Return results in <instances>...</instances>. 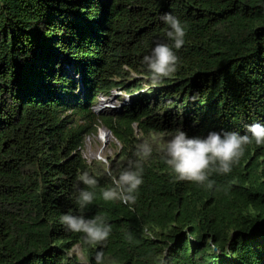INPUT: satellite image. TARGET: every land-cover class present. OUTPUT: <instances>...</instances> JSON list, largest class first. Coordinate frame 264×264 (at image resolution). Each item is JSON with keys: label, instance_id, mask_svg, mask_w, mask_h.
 <instances>
[{"label": "trees", "instance_id": "16d2710c", "mask_svg": "<svg viewBox=\"0 0 264 264\" xmlns=\"http://www.w3.org/2000/svg\"><path fill=\"white\" fill-rule=\"evenodd\" d=\"M166 12L185 22V44L176 73L153 84L142 57L167 39ZM114 88L139 94L121 112L97 113ZM257 121L264 0H0V264H95L100 248L103 264H264V145L214 173V190L175 179L161 158L178 127L244 133ZM99 126L122 144L108 158L114 170L138 142L153 145L133 205L105 201L112 181L83 156ZM84 169L99 182L85 214L112 226L102 244L60 222L76 210Z\"/></svg>", "mask_w": 264, "mask_h": 264}, {"label": "clouds", "instance_id": "9594fccd", "mask_svg": "<svg viewBox=\"0 0 264 264\" xmlns=\"http://www.w3.org/2000/svg\"><path fill=\"white\" fill-rule=\"evenodd\" d=\"M161 19L167 25L165 31L167 39L154 43L150 52L142 57V62L149 74V80L153 84L176 73L179 66V56L176 50L185 44V22L171 12L163 13ZM114 90L125 94L122 102L115 105L119 110H116V107L112 105L115 100L110 96ZM138 94L139 91L129 94L123 89L114 88L110 96L102 97V99L106 98L111 102L103 100L101 106L94 110L97 113L102 111L121 112L124 105L132 102ZM192 98L196 99L195 96ZM111 106L112 109L108 111V107ZM102 127L116 138L111 130ZM168 135L166 143L161 146L163 153L161 158L169 166L175 179L194 181L207 189L214 190L217 186V181L212 178L214 173L218 175L230 173L244 154L246 145L252 142L264 145V123L259 121L250 123L246 125L244 133L221 129L219 131L209 130L203 135H189L183 128L178 127ZM116 140L120 143L121 149V142L117 138ZM152 152V144L147 141L138 142L135 146L134 156L130 157L126 164L118 170L113 169L108 156H97L96 160L103 163L104 170L112 181V186L101 190V197L105 201H119L121 204L133 205L137 200L139 188L144 182L142 160L150 157ZM77 180L78 182L73 185L76 210L64 212L60 216V222L66 230L83 233L84 240L88 244H102L111 234V224L101 216L85 214V210L93 203L96 196V193L89 189H94L99 182L96 176L90 174L87 169L78 174ZM81 184L87 187H81ZM129 237H131V233H129ZM94 259L95 264H103L105 258L102 248L96 251Z\"/></svg>", "mask_w": 264, "mask_h": 264}, {"label": "rangeland", "instance_id": "374dc122", "mask_svg": "<svg viewBox=\"0 0 264 264\" xmlns=\"http://www.w3.org/2000/svg\"><path fill=\"white\" fill-rule=\"evenodd\" d=\"M67 69H68V75L75 78L76 76L75 71L69 68ZM110 97L111 99L115 100L114 102H112L113 103L112 105H117L118 103L122 102L123 98H125V94L119 92V90H114ZM102 102L103 99L101 97L97 105H95L93 108L96 109L97 107H100ZM111 109L112 106L108 107V111ZM101 133H103V136H101ZM135 134L137 136L141 134L138 128H136ZM119 150H120V143L106 129L104 130V128L101 126L98 128L97 132L86 136L82 153L86 157V159L89 162H91L93 160H96L97 156L114 157L116 153L119 152ZM74 252L77 253L82 260H84V256L81 252V248L79 245H76L74 247Z\"/></svg>", "mask_w": 264, "mask_h": 264}, {"label": "built area", "instance_id": "2783aa9c", "mask_svg": "<svg viewBox=\"0 0 264 264\" xmlns=\"http://www.w3.org/2000/svg\"><path fill=\"white\" fill-rule=\"evenodd\" d=\"M103 100H109V99H106V98H103ZM111 102V100H109ZM107 104V103H106ZM113 107H116L115 105H113ZM116 110H119L117 107L115 108Z\"/></svg>", "mask_w": 264, "mask_h": 264}, {"label": "bare ground", "instance_id": "6f19581e", "mask_svg": "<svg viewBox=\"0 0 264 264\" xmlns=\"http://www.w3.org/2000/svg\"><path fill=\"white\" fill-rule=\"evenodd\" d=\"M106 135V134H105ZM107 136V135H106Z\"/></svg>", "mask_w": 264, "mask_h": 264}]
</instances>
